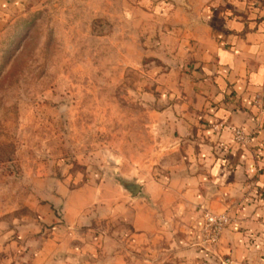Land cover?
Wrapping results in <instances>:
<instances>
[{"label":"rangeland","instance_id":"obj_1","mask_svg":"<svg viewBox=\"0 0 264 264\" xmlns=\"http://www.w3.org/2000/svg\"><path fill=\"white\" fill-rule=\"evenodd\" d=\"M173 6L0 0V264H229L203 218L223 212L194 227L170 206L152 235L129 223L130 186L175 187L186 167Z\"/></svg>","mask_w":264,"mask_h":264},{"label":"crops","instance_id":"obj_2","mask_svg":"<svg viewBox=\"0 0 264 264\" xmlns=\"http://www.w3.org/2000/svg\"><path fill=\"white\" fill-rule=\"evenodd\" d=\"M171 1L165 27L180 36L185 70L169 74L178 100L168 110L186 167L175 187L140 186L129 223L152 235L171 209L184 211L190 226L205 210L227 212L212 257L264 264V0ZM235 127L244 142L234 139Z\"/></svg>","mask_w":264,"mask_h":264},{"label":"built area","instance_id":"obj_3","mask_svg":"<svg viewBox=\"0 0 264 264\" xmlns=\"http://www.w3.org/2000/svg\"><path fill=\"white\" fill-rule=\"evenodd\" d=\"M233 135L236 141L244 142L246 140L245 134L238 127L233 128ZM203 218L206 225L209 226V233L213 242L218 239L220 233L225 229L230 220L228 214L224 212L220 214L206 212Z\"/></svg>","mask_w":264,"mask_h":264},{"label":"water","instance_id":"obj_4","mask_svg":"<svg viewBox=\"0 0 264 264\" xmlns=\"http://www.w3.org/2000/svg\"><path fill=\"white\" fill-rule=\"evenodd\" d=\"M139 189H140V186L139 185H132V186H130L129 187V190L133 193V194H135V193H137L138 191H139Z\"/></svg>","mask_w":264,"mask_h":264}]
</instances>
